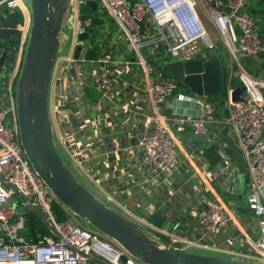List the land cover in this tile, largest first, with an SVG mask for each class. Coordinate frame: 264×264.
Returning a JSON list of instances; mask_svg holds the SVG:
<instances>
[{"label":"built area","instance_id":"2783aa9c","mask_svg":"<svg viewBox=\"0 0 264 264\" xmlns=\"http://www.w3.org/2000/svg\"><path fill=\"white\" fill-rule=\"evenodd\" d=\"M82 1L85 0H70L65 37L50 79L58 84L56 112L60 116L61 132L57 140L69 160L83 177L95 181V146L101 147L104 142L87 135L97 114L75 119L78 107L71 103L75 95L67 90V74L78 76L86 84L92 83L99 92L94 105L99 111L107 104L116 107L119 95H125L135 81L147 92L150 108L148 122L136 134V147L142 163L154 170V178L168 185L172 175L181 169L180 140L176 132L188 128L207 146L216 147L218 170L208 174V179L218 182L226 177L233 182L238 170L232 157L224 151V143L207 123L208 112L215 109L213 102L188 89L178 90V85L182 84L164 71L169 61L208 58L217 53L223 66L226 94L219 108L226 111L224 125L228 126V134L244 157L245 173L250 180L246 207L258 224L256 237L244 234L247 249L233 253L254 264H264V78L241 62L244 56L264 53V44L257 19L247 7L249 1L98 0L97 10L108 15L118 31L114 34L105 31L111 35L102 38L101 52L94 47L96 59H90L88 64L84 63L86 59H75L73 55L75 45L82 44L78 34L85 29L80 21ZM22 3L23 0H0V7L6 10L7 13L3 12L6 16L21 13ZM21 29L19 20V33ZM120 32L124 37L121 38ZM90 39L94 40L91 36ZM2 50L0 47V54ZM117 53L123 58H116ZM22 56L20 48L10 68L6 57L0 72V264H143L115 239L80 225L78 215L51 191L33 168L20 142L15 110V83ZM134 64L141 70V78ZM238 84L244 86V91L241 99L233 101L231 95ZM175 98L200 104L204 113L201 116L166 114L164 107L170 106ZM235 185L233 182L230 192L236 193ZM209 191L205 184L200 188L196 215L200 234L208 239L217 236L229 224L238 228V219L234 217L240 216L223 198L212 196ZM58 211L63 213L64 219L58 218ZM28 212L48 230L44 241L39 239L38 231H35L37 242L26 237ZM129 215L151 229V235L162 244L180 242L181 248L189 250L199 244L208 247V244L160 229L143 216Z\"/></svg>","mask_w":264,"mask_h":264},{"label":"water","instance_id":"95a60500","mask_svg":"<svg viewBox=\"0 0 264 264\" xmlns=\"http://www.w3.org/2000/svg\"><path fill=\"white\" fill-rule=\"evenodd\" d=\"M97 5L98 0L80 3V21L85 29L78 34L82 44L75 45V59H96V50L86 42L91 41L89 23L97 14ZM28 6V36L15 83L16 119L21 145L33 168L51 191L80 218L115 239L143 264H254L240 258L183 249L180 242L162 244L151 235V229L117 211L113 204L102 200L76 178L57 149L49 112L50 79L65 37L70 0H28ZM18 23L17 17L1 16L0 36L17 35ZM140 30L143 33L142 21ZM6 57L7 51L3 49L0 72ZM164 71L196 95L211 97L223 91V66L218 56L172 60ZM243 91L244 86L238 84L231 99H241ZM170 109L172 114L178 115L201 116L204 113L200 104L182 98L172 99ZM208 115L222 120L213 112H208ZM228 130L227 125L220 129L219 140L224 143L223 149L232 157L238 172L245 173L244 157ZM238 185H235V190ZM146 220L160 229L173 228L171 218L156 210L150 212ZM27 222L31 237L37 242L31 212L27 213Z\"/></svg>","mask_w":264,"mask_h":264},{"label":"crops","instance_id":"0c3cea01","mask_svg":"<svg viewBox=\"0 0 264 264\" xmlns=\"http://www.w3.org/2000/svg\"><path fill=\"white\" fill-rule=\"evenodd\" d=\"M21 7L22 29L18 48L23 51L30 24L28 0H23ZM3 12L0 7V14L4 17ZM94 20L89 23V28L95 27L93 23H96V26H100H97L96 31L108 30L102 19ZM133 57L132 55L131 60ZM134 66L141 78V70L137 64ZM134 83L125 95L118 94L121 97L118 98L119 104L116 107L107 104L99 111L94 106L99 97V92L92 83L86 84L78 76L67 74L65 83L67 90L70 94L75 95V99L71 103L78 107L75 111V119L94 117L97 114L96 122L89 126L87 135L90 139L98 137L104 142L101 147L95 146V151H97L95 181L84 177L85 180L91 182L94 189L85 185L94 194L113 204L117 211L129 218H131L129 215L131 213L146 218L150 212L156 210L161 215L171 218L170 224H173V228L163 230L169 233L173 232L179 237L193 239L201 244H208L207 248L200 247L199 244L191 246L190 250L239 259L233 252L247 249L244 243V234L251 238L257 236L256 218L254 216H235L234 219H238V228L229 224L217 236L210 239L202 238L196 222L197 205L201 198L200 188L205 184L212 196L216 195L224 200L227 198L226 194L220 191V187L215 181L208 179V174L218 170V161L211 164L206 154V148L210 146H207L204 140L197 138L190 129L186 128L182 132H176L180 140L181 169L172 175L170 184L164 185L157 181L154 178V170L142 163L141 155L136 147V134L148 122L150 108L147 103L148 94L143 85L140 82L138 84L134 81ZM57 91L58 84L51 80L49 85V112L56 138L57 134L61 132L60 116L56 112L58 108ZM215 106L216 104H214ZM220 109L215 108L212 112L222 117V120L213 116H206L210 129L218 136L220 129L224 126L223 119L226 115L224 110L220 111ZM167 110L172 114L170 106L164 107V112ZM95 111L96 113H94ZM249 181L247 174L246 180L239 179L242 184H248ZM235 192L237 193L238 189ZM233 207L235 208V206ZM246 210L250 213L248 209ZM236 212L239 213L237 210Z\"/></svg>","mask_w":264,"mask_h":264},{"label":"rangeland","instance_id":"374dc122","mask_svg":"<svg viewBox=\"0 0 264 264\" xmlns=\"http://www.w3.org/2000/svg\"><path fill=\"white\" fill-rule=\"evenodd\" d=\"M97 13H99L98 18L100 17L103 20V23L105 26H107L108 30H110L113 34L117 33L118 29H117V25L114 23V21H112L108 17V15L104 14L103 11H101V12L98 11ZM110 35L107 34V32H105L103 30L95 31L94 40L93 41L89 40L86 42V44L95 47L97 52L99 53L102 50V47H101L102 38L104 36L108 37ZM119 35L121 36V38L124 37V35L121 32L119 33ZM142 49H143L144 54H146L145 48H142ZM116 58L121 59V58H123V56L120 55L119 53H117ZM84 63L88 64L90 62H89V60H84ZM258 76L264 78V66L262 68H259V75ZM178 90L187 91V88H185V86L179 84ZM224 113L226 114V111H224ZM55 140H56L57 149H58L61 157L63 158V160L67 164V166H69V168L74 172L76 178L79 181H81L82 183L86 184L89 188L94 189V186L91 184V182L85 180L84 177L82 176V174L80 173V171L78 170V168L69 160L68 155L66 154V152L62 148V146L59 143V141L57 140L56 136H55ZM234 175H235V179L233 182L236 184H240L239 179L246 180V173L235 172ZM233 182L229 181V179L227 181L226 177H225V180L222 179V180H218V182L215 181L217 186L220 187L219 188L220 191H223L226 194L227 198L225 201L230 206V208L235 206L234 210H237L239 212L238 214L240 216H252L253 213L251 211H249L250 213H248V211L246 210L247 209L246 200H247V193H248L249 185L247 183L240 184L237 186L239 191L237 193H233V192H230ZM216 191H217V189H216ZM205 193H206V191H205ZM20 209L22 210L21 207H20ZM248 214H250V215H248ZM76 219L80 225H82L84 227H88L90 229H96L93 226H91L89 223H87L85 220L80 218L79 216H77Z\"/></svg>","mask_w":264,"mask_h":264},{"label":"trees","instance_id":"16d2710c","mask_svg":"<svg viewBox=\"0 0 264 264\" xmlns=\"http://www.w3.org/2000/svg\"><path fill=\"white\" fill-rule=\"evenodd\" d=\"M248 9L254 14V16L257 19L258 31L259 35L262 39V42L264 44V0H248ZM5 13L6 10H4ZM10 16L17 17L20 21H22V14L19 12L10 13ZM2 14H0V17ZM20 44V33L18 32L15 36H0V47L2 49H5L7 51V67L10 68V64L14 61L16 52L18 50V46ZM25 45V43H24ZM217 53H213L212 56H217ZM242 64L252 71L255 75H259V68H262L264 66V53H259L256 55L251 56H244L241 58ZM226 98L225 90L223 88V91L219 94L213 95L209 97L210 101H212L214 104H216L215 108H219V104L223 103ZM166 114H170L169 110L165 112ZM206 154L209 157V160L211 161V164H215L218 161V156L216 155V147L215 145H211L210 147L206 148ZM58 218L64 219V215L61 211H58ZM33 223L35 231H38L41 233L40 240L44 241V236L48 233V230L40 224L38 218L36 216H33ZM26 237L28 239L32 238L30 234V230L26 233Z\"/></svg>","mask_w":264,"mask_h":264},{"label":"flooded vegetation","instance_id":"af4514ba","mask_svg":"<svg viewBox=\"0 0 264 264\" xmlns=\"http://www.w3.org/2000/svg\"><path fill=\"white\" fill-rule=\"evenodd\" d=\"M98 16H99L98 14L93 15V20H94V19L98 20ZM98 21H99V20H98ZM94 22H95V20H94ZM93 24L95 25V27H93V28L90 27V29H89L90 32H91V34H90L91 38H94L95 31H96L95 29L97 28V26H99V25L96 26V23H93ZM99 27H100V26H99Z\"/></svg>","mask_w":264,"mask_h":264}]
</instances>
